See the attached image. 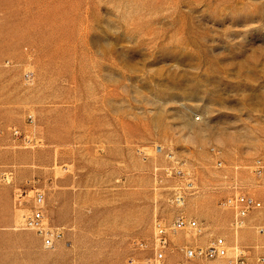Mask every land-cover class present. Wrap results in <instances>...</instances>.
Segmentation results:
<instances>
[{
    "label": "rangeland",
    "instance_id": "rangeland-1",
    "mask_svg": "<svg viewBox=\"0 0 264 264\" xmlns=\"http://www.w3.org/2000/svg\"><path fill=\"white\" fill-rule=\"evenodd\" d=\"M0 45V264H145L137 243L190 181L202 231L174 244L224 237L211 264L264 255V209L235 230L218 205L264 197V0H0ZM32 187L63 231L53 249L22 227Z\"/></svg>",
    "mask_w": 264,
    "mask_h": 264
},
{
    "label": "built area",
    "instance_id": "built-area-1",
    "mask_svg": "<svg viewBox=\"0 0 264 264\" xmlns=\"http://www.w3.org/2000/svg\"><path fill=\"white\" fill-rule=\"evenodd\" d=\"M25 78L28 82H32L34 78L33 72H27ZM14 136L19 137L21 131L13 129ZM211 151L216 155L220 154V150L212 147ZM216 165L222 166L223 162L218 160ZM253 171L262 174L264 171V160L257 158L254 163ZM165 173L168 176L176 175L182 177L184 171L179 167H167ZM192 181L187 184L186 188L176 187L173 194V203L178 208L175 217L167 222L165 219L156 217L153 223V234L148 242L140 241L138 246L147 251V255L143 258L145 264H164L167 259L176 251L182 255L175 264H191L199 262L201 264H211L212 261L227 259L228 243L224 237H217L208 245H176L172 237L179 232H196L201 233L202 227L198 219L188 216L183 207L186 204L187 190L193 189ZM31 206L29 212L24 216L22 227L24 229L33 230L41 238L42 245L47 249H53L57 242L63 237V231L58 226L49 223L46 216V195L41 188L32 187ZM28 196L27 190L18 195V201L21 197ZM25 201L21 202L24 203ZM218 205L225 209L232 210L234 217L232 226L235 230L242 229L247 225L249 215L257 210L264 209V197L259 198L248 192H233L218 200ZM229 261L232 264H251L249 255L244 250H239ZM132 263L137 262L136 259L131 260ZM254 264H264V255H260Z\"/></svg>",
    "mask_w": 264,
    "mask_h": 264
},
{
    "label": "crops",
    "instance_id": "crops-1",
    "mask_svg": "<svg viewBox=\"0 0 264 264\" xmlns=\"http://www.w3.org/2000/svg\"><path fill=\"white\" fill-rule=\"evenodd\" d=\"M4 58H5V52H4V45H0V75H2L3 73V61H4ZM46 203H47V198H46Z\"/></svg>",
    "mask_w": 264,
    "mask_h": 264
},
{
    "label": "bare ground",
    "instance_id": "bare-ground-1",
    "mask_svg": "<svg viewBox=\"0 0 264 264\" xmlns=\"http://www.w3.org/2000/svg\"><path fill=\"white\" fill-rule=\"evenodd\" d=\"M263 229H260V231H262ZM55 248V247H54Z\"/></svg>",
    "mask_w": 264,
    "mask_h": 264
}]
</instances>
